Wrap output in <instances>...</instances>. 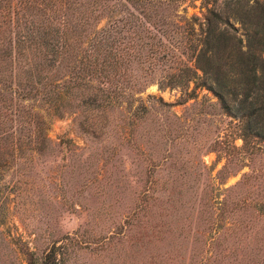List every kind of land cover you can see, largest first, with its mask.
<instances>
[{
  "label": "rangeland",
  "instance_id": "374dc122",
  "mask_svg": "<svg viewBox=\"0 0 264 264\" xmlns=\"http://www.w3.org/2000/svg\"><path fill=\"white\" fill-rule=\"evenodd\" d=\"M81 1L0 0V264H264V138L243 139L195 65L212 13L245 51L264 0ZM57 4L81 47L112 26L129 63L110 82L74 70L83 51L22 56L24 25Z\"/></svg>",
  "mask_w": 264,
  "mask_h": 264
},
{
  "label": "trees",
  "instance_id": "16d2710c",
  "mask_svg": "<svg viewBox=\"0 0 264 264\" xmlns=\"http://www.w3.org/2000/svg\"><path fill=\"white\" fill-rule=\"evenodd\" d=\"M43 2L44 0H41L39 3ZM80 3L83 8L84 3L81 0ZM96 3L97 0L86 1L87 6L84 12L91 14V9H95L93 6ZM31 7L35 6L31 5ZM4 8L3 16H8L9 11H13L10 5ZM65 8L57 4L54 8L46 9L50 15L45 23L27 21L30 23L26 28L24 25L20 38L15 40L16 45H24L22 56L29 55L27 54L29 50L35 59H45V66L49 65L51 68L55 63H60L73 55L76 50L83 51L79 57L78 54H74V70L77 69L87 74L96 73L107 83L110 82L112 77L120 74L121 66L129 63L128 55L123 53L124 47H120L111 36L109 28L112 26H104L95 30L93 37L88 39L87 46L81 47L85 29L77 30L79 25L65 17ZM76 8L79 9V7ZM105 8L101 5L99 10L103 11ZM261 11L264 13V9ZM120 21V19H115L112 24L116 25ZM71 23L72 26H69ZM86 23L89 24L87 21ZM222 23L227 26L221 28ZM72 27L75 28L72 29ZM227 27L233 28L227 18L216 12L211 14L206 20L202 39L203 47L196 57L195 65L201 71L200 77L213 81V84L208 85L207 88L217 97L220 106L230 114L240 116L244 120L243 139L246 140L251 133L264 138V27L261 25V31L253 32L249 39V48L245 51L239 49L234 41V35L229 34ZM75 30L76 34L73 33ZM79 71H75L74 85L71 88L76 89L79 85H85L89 81L86 80L84 73H79ZM182 75L190 76L189 68L188 71L183 70ZM192 76L196 78L199 74L195 70ZM174 77V74L170 76V78ZM80 80L82 82H79ZM71 84L70 79L63 81L55 85L58 90L52 89L44 94L50 95L48 99H58L62 97V94L65 95L64 88H70ZM36 92L30 94L31 92L27 91L25 93L32 98L36 96ZM43 92L44 90H40L39 95ZM42 123L40 121V125ZM35 134L32 133L29 136L32 138L30 141L44 146L47 141L44 129L40 127L38 133Z\"/></svg>",
  "mask_w": 264,
  "mask_h": 264
}]
</instances>
